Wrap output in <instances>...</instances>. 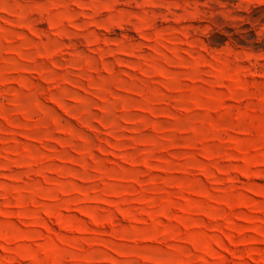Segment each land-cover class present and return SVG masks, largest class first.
<instances>
[{
  "label": "rangeland",
  "instance_id": "rangeland-1",
  "mask_svg": "<svg viewBox=\"0 0 264 264\" xmlns=\"http://www.w3.org/2000/svg\"><path fill=\"white\" fill-rule=\"evenodd\" d=\"M0 264H264V0H0Z\"/></svg>",
  "mask_w": 264,
  "mask_h": 264
}]
</instances>
